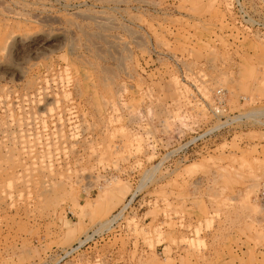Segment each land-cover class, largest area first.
I'll use <instances>...</instances> for the list:
<instances>
[{"label": "rangeland", "instance_id": "rangeland-1", "mask_svg": "<svg viewBox=\"0 0 264 264\" xmlns=\"http://www.w3.org/2000/svg\"><path fill=\"white\" fill-rule=\"evenodd\" d=\"M0 264H264V0H0Z\"/></svg>", "mask_w": 264, "mask_h": 264}, {"label": "built area", "instance_id": "built-area-1", "mask_svg": "<svg viewBox=\"0 0 264 264\" xmlns=\"http://www.w3.org/2000/svg\"><path fill=\"white\" fill-rule=\"evenodd\" d=\"M217 94H218V97L219 98H221L222 97V99H223V94L221 93V91H217ZM222 94V95H221ZM247 113H249V114H247V115H251V116H253V115H255L256 113H260V112H256V111H251V112H247ZM262 114V111H261V113H260V115ZM245 116L246 115H241V113L240 114H236V116H235V120L236 121H241L242 119H244L245 118ZM262 116V115H261Z\"/></svg>", "mask_w": 264, "mask_h": 264}, {"label": "bare ground", "instance_id": "bare-ground-1", "mask_svg": "<svg viewBox=\"0 0 264 264\" xmlns=\"http://www.w3.org/2000/svg\"><path fill=\"white\" fill-rule=\"evenodd\" d=\"M102 23V22H101ZM107 24V23H106ZM101 25H103V23L101 24ZM105 25V24H104ZM104 25H103V27H104ZM6 32V31H5ZM9 34V33H8ZM8 36V35H7ZM11 39H12V37H11ZM16 40V39H15ZM9 41V40H8ZM17 42V41H16ZM8 43V42H7ZM112 44V43H111ZM6 45H8V44H6ZM115 46V45H114ZM7 47V46H6ZM111 47H113V46H111ZM1 48H3V47H1ZM4 49V48H3ZM114 49V48H113ZM116 49V48H115ZM117 50V49H116ZM115 50V51H116ZM119 51V50H118Z\"/></svg>", "mask_w": 264, "mask_h": 264}]
</instances>
